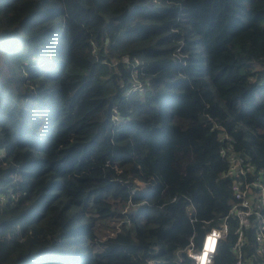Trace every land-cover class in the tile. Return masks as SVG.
I'll return each mask as SVG.
<instances>
[{
  "label": "trees",
  "instance_id": "1",
  "mask_svg": "<svg viewBox=\"0 0 264 264\" xmlns=\"http://www.w3.org/2000/svg\"><path fill=\"white\" fill-rule=\"evenodd\" d=\"M222 150L264 178V0H0V264H235Z\"/></svg>",
  "mask_w": 264,
  "mask_h": 264
},
{
  "label": "built area",
  "instance_id": "2",
  "mask_svg": "<svg viewBox=\"0 0 264 264\" xmlns=\"http://www.w3.org/2000/svg\"><path fill=\"white\" fill-rule=\"evenodd\" d=\"M221 153L225 158L227 157L229 166L226 175L232 179L235 198L230 213L238 220L236 231L238 238L232 247L236 257L235 264L252 263L253 257L256 264H264V178L261 176L263 169L258 170L250 160L233 152L228 154L226 150H222ZM251 227L256 229L257 248L251 254L252 259H249L245 253L247 246L245 231ZM228 233L227 223L212 228L205 234L199 248L191 243L186 250L188 257L195 264H212L219 242L226 238ZM212 243L213 248H211Z\"/></svg>",
  "mask_w": 264,
  "mask_h": 264
},
{
  "label": "bare ground",
  "instance_id": "3",
  "mask_svg": "<svg viewBox=\"0 0 264 264\" xmlns=\"http://www.w3.org/2000/svg\"><path fill=\"white\" fill-rule=\"evenodd\" d=\"M208 247H210V246H208ZM213 247H214V244L212 243L211 248H213Z\"/></svg>",
  "mask_w": 264,
  "mask_h": 264
}]
</instances>
